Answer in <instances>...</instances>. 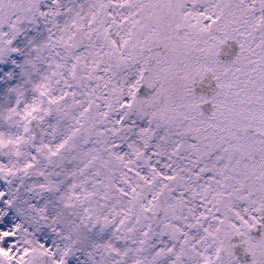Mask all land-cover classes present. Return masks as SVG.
Returning a JSON list of instances; mask_svg holds the SVG:
<instances>
[{
    "label": "snow or ice",
    "instance_id": "1",
    "mask_svg": "<svg viewBox=\"0 0 264 264\" xmlns=\"http://www.w3.org/2000/svg\"><path fill=\"white\" fill-rule=\"evenodd\" d=\"M0 264H264V0H0Z\"/></svg>",
    "mask_w": 264,
    "mask_h": 264
}]
</instances>
